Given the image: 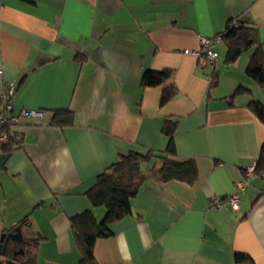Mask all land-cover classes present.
I'll return each mask as SVG.
<instances>
[{
	"label": "crops",
	"instance_id": "crops-1",
	"mask_svg": "<svg viewBox=\"0 0 264 264\" xmlns=\"http://www.w3.org/2000/svg\"><path fill=\"white\" fill-rule=\"evenodd\" d=\"M231 20L256 33L233 63L222 36ZM202 37L220 38L215 68L199 66ZM257 49L264 65V0H0V95L14 83L15 114L46 113L20 119L14 150L0 144V260L2 244L17 249L2 235L29 217L22 235L37 241L36 264H79L70 218L92 210L102 221L106 209L85 193L138 152L151 154L146 179L132 214L96 242L99 264H264V174H245L264 143V117L251 108L264 107V85L246 73ZM166 70L169 81L142 86L144 73ZM65 110L73 124L51 125ZM167 120L175 157L197 166L194 185L153 174L167 158Z\"/></svg>",
	"mask_w": 264,
	"mask_h": 264
},
{
	"label": "trees",
	"instance_id": "trees-1",
	"mask_svg": "<svg viewBox=\"0 0 264 264\" xmlns=\"http://www.w3.org/2000/svg\"><path fill=\"white\" fill-rule=\"evenodd\" d=\"M222 36L227 44V61L229 63L235 62L256 41L255 29L244 25L243 22L238 20L229 21L227 30ZM246 73L249 77L257 80L259 84L264 85L263 52L260 49L255 50L251 56ZM171 77V70L146 72L142 78V86L156 87L163 85ZM212 84L213 86L217 84L216 74L213 76ZM176 93L177 90L174 86L167 87L163 91L161 105L168 103ZM251 108L259 118L263 119V106L252 103ZM73 121L74 115L71 111H58L54 112L51 125L63 127L72 125ZM175 124L170 120L165 121L163 131L170 137V145L167 150V158H163L161 167L153 170V174L162 182L180 181L194 185L198 178L195 162L193 160L181 161L175 157L176 151L173 142ZM16 144H19V142L10 141L1 146L9 153L14 150ZM150 159L151 154L144 155L138 152L121 155L119 161L98 176L94 185L85 193L92 207H104L106 214L102 221L96 219L92 210L84 211L70 218L75 245L81 254L79 264H99L95 257V244L100 239L112 237L114 233L111 226L132 214V200L138 195L146 179L142 165L149 162ZM256 173L264 174V143L261 147L260 157L256 162ZM28 219L29 217H26L8 234L15 233L17 228L22 231L24 225L28 223ZM16 246L17 249L12 251V256L9 247L6 244L1 245V256L8 257L9 260L6 262L0 260V264H36L33 251L37 246V241L32 242L24 238L22 242H16ZM236 260L239 262L250 261L249 257L242 254L237 255Z\"/></svg>",
	"mask_w": 264,
	"mask_h": 264
},
{
	"label": "built area",
	"instance_id": "built-area-1",
	"mask_svg": "<svg viewBox=\"0 0 264 264\" xmlns=\"http://www.w3.org/2000/svg\"><path fill=\"white\" fill-rule=\"evenodd\" d=\"M220 38H207L200 39L201 53H199V66L202 68H215L219 63V54L215 50L216 43ZM16 84L11 83L5 86L3 93L0 95L1 110H0V144H7L10 141L16 140L15 127L19 124L21 118H45L44 111H27L24 110L20 114L14 113V98L16 94ZM256 166H249L245 169L246 178L255 175ZM217 208H222L221 201H215ZM229 206L233 210L239 209V198L232 196L229 201Z\"/></svg>",
	"mask_w": 264,
	"mask_h": 264
},
{
	"label": "water",
	"instance_id": "water-1",
	"mask_svg": "<svg viewBox=\"0 0 264 264\" xmlns=\"http://www.w3.org/2000/svg\"><path fill=\"white\" fill-rule=\"evenodd\" d=\"M23 239L24 238H23L22 231H21L20 228H17L15 233L3 234L2 237H1V241H5L6 243L9 240H13V241H16V242H22Z\"/></svg>",
	"mask_w": 264,
	"mask_h": 264
}]
</instances>
